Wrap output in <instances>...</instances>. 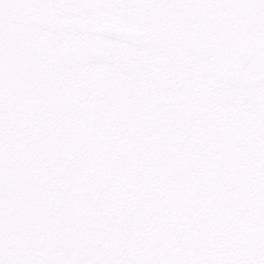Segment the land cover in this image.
<instances>
[{
	"label": "snow or ice",
	"instance_id": "obj_1",
	"mask_svg": "<svg viewBox=\"0 0 264 264\" xmlns=\"http://www.w3.org/2000/svg\"><path fill=\"white\" fill-rule=\"evenodd\" d=\"M0 264H264V0H0Z\"/></svg>",
	"mask_w": 264,
	"mask_h": 264
}]
</instances>
